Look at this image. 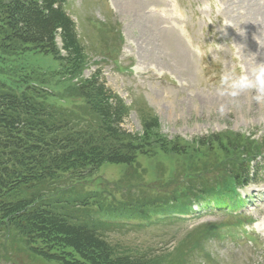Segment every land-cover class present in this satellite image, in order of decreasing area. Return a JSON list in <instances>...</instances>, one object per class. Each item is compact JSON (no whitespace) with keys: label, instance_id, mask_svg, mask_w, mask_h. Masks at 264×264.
Returning a JSON list of instances; mask_svg holds the SVG:
<instances>
[{"label":"rangeland","instance_id":"obj_1","mask_svg":"<svg viewBox=\"0 0 264 264\" xmlns=\"http://www.w3.org/2000/svg\"><path fill=\"white\" fill-rule=\"evenodd\" d=\"M249 2L168 0L170 12L167 0H67L84 55L78 73L38 54L4 60L1 80L28 79L58 107L74 102L65 93L99 79L127 106L125 130L141 134L140 117H155L154 132L181 147L153 150L130 167L105 164L84 182L113 214L106 235L116 252L143 251L151 264H264V102L252 89L225 92L232 78L254 79L264 65V22ZM203 189L216 210L178 211ZM0 264L56 263L3 228Z\"/></svg>","mask_w":264,"mask_h":264},{"label":"trees","instance_id":"obj_2","mask_svg":"<svg viewBox=\"0 0 264 264\" xmlns=\"http://www.w3.org/2000/svg\"><path fill=\"white\" fill-rule=\"evenodd\" d=\"M66 3L0 0V68L8 57L38 54L78 73L84 55ZM36 88L25 78H0V232L15 230L32 255L56 264H151L143 251L116 252L106 235L113 214L101 191L83 185L105 164L130 167L153 150L180 154L181 147L154 132L155 117H140L141 134L126 131L127 106L99 79L65 93L70 107ZM213 195L200 190L178 211L215 209Z\"/></svg>","mask_w":264,"mask_h":264},{"label":"clouds","instance_id":"obj_3","mask_svg":"<svg viewBox=\"0 0 264 264\" xmlns=\"http://www.w3.org/2000/svg\"><path fill=\"white\" fill-rule=\"evenodd\" d=\"M229 81V75H224L221 77V83H227ZM255 90V99L257 102H264V65L260 66L258 70L254 73V79H250L247 75H240L238 77L232 78L226 93L235 97L241 92L246 90ZM222 92L221 94H224ZM244 227L248 228V225Z\"/></svg>","mask_w":264,"mask_h":264},{"label":"bare ground","instance_id":"obj_4","mask_svg":"<svg viewBox=\"0 0 264 264\" xmlns=\"http://www.w3.org/2000/svg\"><path fill=\"white\" fill-rule=\"evenodd\" d=\"M165 1V0H163ZM262 1V0H261ZM257 2V1H256ZM263 2V1H262ZM260 2L259 4H256L255 2H252V0H250L249 3H247V8H249L250 13H252L255 17L258 16L261 19V22L259 20V24H261L262 22H264V2L262 3ZM241 3V2H240ZM244 4V3H241ZM172 12V11H170ZM256 14V15H255ZM147 18V17H146ZM258 23V22H257ZM178 25V24H177ZM263 25V23L261 24ZM257 27H255L256 30ZM156 29V28H155ZM174 29V28H173ZM260 30V29H259ZM167 34V33H166ZM259 34V33H258ZM264 34V33H263ZM175 36V35H174ZM262 36V35H261ZM264 37V36H263ZM189 51V50H188ZM259 51V50H258ZM261 53V52H260ZM263 53V52H262ZM189 55V54H188ZM264 55V54H263ZM253 56V55H252ZM188 60V59H187ZM189 63V61H188ZM258 68V66H257ZM212 102V101H211ZM127 131V130H126ZM134 134V133H133ZM177 139V138H176Z\"/></svg>","mask_w":264,"mask_h":264}]
</instances>
